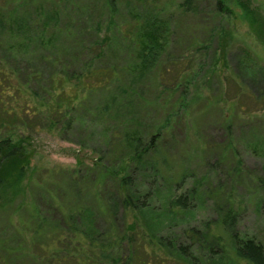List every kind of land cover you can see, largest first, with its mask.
Returning a JSON list of instances; mask_svg holds the SVG:
<instances>
[{
	"label": "rangeland",
	"instance_id": "obj_1",
	"mask_svg": "<svg viewBox=\"0 0 264 264\" xmlns=\"http://www.w3.org/2000/svg\"><path fill=\"white\" fill-rule=\"evenodd\" d=\"M184 1L0 0L2 98L12 110L0 112V136L29 153L22 192L0 199V264H72L47 247L72 224L123 236L137 220L121 204L126 172L129 194L156 188L146 220L191 249L190 227L230 247L218 212L227 197L238 235L264 247V0H224L225 12L218 0ZM152 28L156 44L145 39ZM56 103L70 111L55 114ZM138 138L145 147L157 138L163 175L153 153L143 174L133 162L119 170ZM192 187L197 205L167 215V200Z\"/></svg>",
	"mask_w": 264,
	"mask_h": 264
},
{
	"label": "trees",
	"instance_id": "obj_2",
	"mask_svg": "<svg viewBox=\"0 0 264 264\" xmlns=\"http://www.w3.org/2000/svg\"><path fill=\"white\" fill-rule=\"evenodd\" d=\"M189 1L185 0L184 5L188 4ZM218 2L221 4L222 12L229 11L228 7L222 4L224 0H218ZM242 17L249 22H253L252 10L244 7ZM8 31L10 30L8 29ZM148 31L150 33L146 32L147 37L145 39L153 44L158 43L159 36L155 33L154 28ZM96 77L97 81L100 80L99 82H101L99 76L96 75ZM3 78L4 76L0 69V112L8 114L12 110L5 107L6 102H3L2 97L10 93L7 92L6 88L1 87ZM52 81L56 85V80ZM90 87L89 90L96 89L94 84ZM2 105H4V108ZM55 111V114L65 116L70 111V107L66 105V108H62L61 103H56ZM69 123L70 119L66 121V126ZM4 128L7 130L6 126L0 121L1 134H3L4 130L2 129ZM157 135L156 137L158 138L159 136ZM10 137L11 134L0 136V192L3 193V196L0 195V199L3 198L5 203L7 201L5 199L16 197L22 192L21 183L26 177L29 165V153L26 151L24 144L19 141H13ZM157 138H153L154 142L147 147L141 146L140 138L136 139L130 149L129 156H127L128 162L122 158L124 160L122 161V168L119 170H127V163L133 162L134 169L132 170L137 171V174L141 175L143 174L141 167L146 165L145 158L150 153H153L155 159L159 160L161 174L163 175V167L166 161L158 149V144H156ZM154 145L156 146L154 147ZM107 170L109 173H117L119 171L118 169L109 168ZM154 172L157 175V169ZM119 183L123 194L121 198L123 208L137 214L135 216L137 220L126 228L125 234L123 236L117 235L114 233V228L110 227L109 234L113 239L109 240L110 237L101 238L93 225H88L89 227L86 226L83 229L77 227L78 225L72 224L68 236L56 232L51 241H49L50 244L47 247L50 249L51 254L57 256L60 253H66L70 258L73 256L74 258L71 259L73 261L72 264H85L90 259V254L95 255V259L91 262L98 264H215V259L219 261L226 254L229 255L230 260L227 259L225 264H240L239 261L247 264H264L263 245L253 239L241 238L235 230L237 211L229 197L224 198L218 212L221 216L220 227L231 232L230 247L228 248L219 232L210 230L201 232L198 228L190 227L185 231V236L191 240L196 238V247L191 249L190 245L179 242L173 233H166L167 231L163 230L161 225L159 226L160 228H157L153 223L146 220V214L142 211L148 208L149 198L155 196L156 188L148 189V194L140 199L129 194V189L134 184L131 174L126 172L121 175ZM196 199L195 187L188 188L184 193L170 197L167 200V215H171V213L174 215L186 214L190 211V208H194L197 205ZM36 216V214H32V217L36 218ZM72 216L70 214L69 217L71 218ZM170 219L173 220V218ZM36 231H42L41 233H43V226L36 228ZM54 238L56 239L55 247ZM124 240L126 241L125 243L123 242ZM68 244L75 246L77 255L67 250ZM199 251L202 252L205 263L202 259L200 260Z\"/></svg>",
	"mask_w": 264,
	"mask_h": 264
}]
</instances>
